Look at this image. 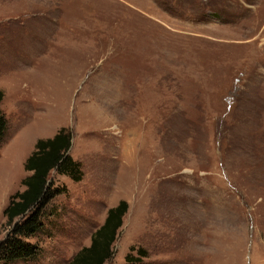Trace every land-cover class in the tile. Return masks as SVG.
I'll return each mask as SVG.
<instances>
[{
  "label": "rangeland",
  "instance_id": "374dc122",
  "mask_svg": "<svg viewBox=\"0 0 264 264\" xmlns=\"http://www.w3.org/2000/svg\"><path fill=\"white\" fill-rule=\"evenodd\" d=\"M0 89V243L39 138L83 170L0 264H67L121 199L110 264H264V0H0Z\"/></svg>",
  "mask_w": 264,
  "mask_h": 264
},
{
  "label": "trees",
  "instance_id": "16d2710c",
  "mask_svg": "<svg viewBox=\"0 0 264 264\" xmlns=\"http://www.w3.org/2000/svg\"><path fill=\"white\" fill-rule=\"evenodd\" d=\"M4 96L5 92L0 89V146L8 129V119L2 109ZM72 139V130L62 127L53 136L37 140L34 151L24 163L25 170L30 172L22 180L25 189L14 193L3 210L7 223L13 224V228L7 239L0 243V261L9 263L38 254L39 246L26 238L42 227V215L47 204L56 195L67 192L66 186H55L54 170L76 182L83 179L81 162L70 154ZM128 209L126 199L110 207L104 223L92 234L91 244L82 247L67 264H110ZM17 218L20 220L15 222ZM147 256V249L132 246L131 252L125 256V264H143Z\"/></svg>",
  "mask_w": 264,
  "mask_h": 264
}]
</instances>
